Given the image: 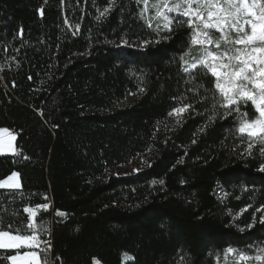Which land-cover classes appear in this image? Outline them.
Instances as JSON below:
<instances>
[{
    "label": "trees",
    "instance_id": "1",
    "mask_svg": "<svg viewBox=\"0 0 264 264\" xmlns=\"http://www.w3.org/2000/svg\"><path fill=\"white\" fill-rule=\"evenodd\" d=\"M160 6L0 0V129L15 135L0 182L20 183L0 188V233L50 246L0 248V264L32 251L41 264H223L264 249V133L240 132L257 111L226 102L187 19L155 20ZM142 156L136 174H109Z\"/></svg>",
    "mask_w": 264,
    "mask_h": 264
},
{
    "label": "rangeland",
    "instance_id": "2",
    "mask_svg": "<svg viewBox=\"0 0 264 264\" xmlns=\"http://www.w3.org/2000/svg\"><path fill=\"white\" fill-rule=\"evenodd\" d=\"M157 7L164 4L157 12L155 20L167 22L172 15L181 14L187 19L191 29V43L207 51L198 65L208 69L216 80L218 92L228 104L238 100H248L257 111V118L244 123L240 132L257 137L264 133V5L260 0H147ZM149 16V8L145 5ZM231 48L226 52L225 49ZM179 113H174L176 118ZM15 135L0 129V155H14ZM147 164V157L142 156L134 162L111 171L116 177L136 174ZM20 187L17 174H12L2 182V189ZM34 213V211H33ZM32 215V213H31ZM31 237H14L0 233V248L16 249L36 247ZM42 243V242H41ZM235 255L226 251L221 255L223 264H264V249L257 248L250 254ZM131 259L124 254L121 264ZM11 264H41L36 252H26L10 259ZM92 264H100L93 260ZM216 264L219 263L217 259Z\"/></svg>",
    "mask_w": 264,
    "mask_h": 264
},
{
    "label": "built area",
    "instance_id": "3",
    "mask_svg": "<svg viewBox=\"0 0 264 264\" xmlns=\"http://www.w3.org/2000/svg\"><path fill=\"white\" fill-rule=\"evenodd\" d=\"M36 248L44 254L50 253V246L45 245L44 243L38 242L36 244Z\"/></svg>",
    "mask_w": 264,
    "mask_h": 264
},
{
    "label": "crops",
    "instance_id": "4",
    "mask_svg": "<svg viewBox=\"0 0 264 264\" xmlns=\"http://www.w3.org/2000/svg\"><path fill=\"white\" fill-rule=\"evenodd\" d=\"M10 264H11V262H10Z\"/></svg>",
    "mask_w": 264,
    "mask_h": 264
}]
</instances>
